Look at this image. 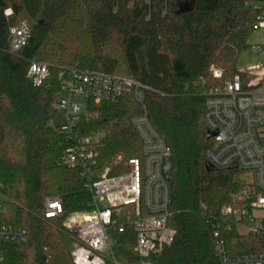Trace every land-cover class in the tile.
Listing matches in <instances>:
<instances>
[{"label": "trees", "instance_id": "trees-1", "mask_svg": "<svg viewBox=\"0 0 264 264\" xmlns=\"http://www.w3.org/2000/svg\"><path fill=\"white\" fill-rule=\"evenodd\" d=\"M0 0V224L26 230L23 241L0 240V264H74V237L57 218L44 217L46 197H59L66 212L90 207L86 177L62 164L71 144L61 130L64 114L53 107L63 69L99 71L148 87L145 106L154 129L171 148L169 225L174 241L151 259L158 264H220L208 215H219L242 188L237 172L208 173L211 144L204 122L205 97L195 85L210 67L237 71L263 0ZM12 8L9 17L4 11ZM26 21L27 44L9 50V28ZM121 47L124 65L109 47ZM33 60L49 66L35 86L27 76ZM143 107L131 92L117 101L89 100L74 129L100 134L96 171L114 158L142 157L143 142L130 122ZM96 176V175H95ZM230 255L257 252L253 234L225 232ZM114 252L123 264H138L135 233L113 232Z\"/></svg>", "mask_w": 264, "mask_h": 264}, {"label": "built area", "instance_id": "built-area-1", "mask_svg": "<svg viewBox=\"0 0 264 264\" xmlns=\"http://www.w3.org/2000/svg\"><path fill=\"white\" fill-rule=\"evenodd\" d=\"M260 9L256 29L264 30V0ZM12 13V8L4 11L7 17ZM30 33L26 21L10 26L9 50L19 52ZM210 75L212 84L203 76L195 81L205 97V125L208 132L215 133L205 152L206 162L218 170L236 171L242 185L219 215L207 216L213 229L214 253L220 264H264V61L237 69L225 80L223 69L213 65ZM27 76L40 86L49 77V66L33 60ZM59 80L53 107L65 115L61 130L71 142L61 162L86 177L91 202L89 208L66 212L59 197L49 196L43 204L44 217L59 219L74 237V264H123L114 252L111 234L125 233L129 228L135 233L138 264H158L151 257L173 243L176 231L168 222L172 193L163 173L171 148L147 115L144 92L148 87L129 78L78 68L63 69ZM126 92H131L143 107L141 114L130 118L142 139L143 155L118 156L95 173L101 135H78L74 127L89 100L115 102ZM79 97L84 98L83 104ZM233 166L236 169H231ZM3 199L0 189V209ZM231 230L259 236L263 240L259 250L230 255L223 234ZM26 235L22 227L0 224V240L23 241Z\"/></svg>", "mask_w": 264, "mask_h": 264}, {"label": "rangeland", "instance_id": "rangeland-1", "mask_svg": "<svg viewBox=\"0 0 264 264\" xmlns=\"http://www.w3.org/2000/svg\"><path fill=\"white\" fill-rule=\"evenodd\" d=\"M249 41L251 44L255 46L252 49L245 51L244 53L240 55L238 62H237V69H243L250 65H254L259 62L264 61V30L257 28L250 36ZM108 49L109 50L111 49L116 54V56L119 58V61H120V67H122L124 65V62H123V55H122L121 47L116 45L114 47H109ZM77 100L81 104L85 102L83 97H79ZM101 168H99L98 170H100Z\"/></svg>", "mask_w": 264, "mask_h": 264}, {"label": "water", "instance_id": "water-1", "mask_svg": "<svg viewBox=\"0 0 264 264\" xmlns=\"http://www.w3.org/2000/svg\"><path fill=\"white\" fill-rule=\"evenodd\" d=\"M193 2L194 0H187L184 5L180 6V9H189L193 6ZM215 133L213 132H208L207 133V139H210ZM205 169L208 173H215L218 172L219 170L217 168H215L212 164H210L209 162H205ZM231 169H236V166H233ZM170 170H171V162H170V157H167L165 159L164 165H163V173L164 176L166 178L167 181H171V175H170ZM103 208H106V206H104ZM73 250V247L70 248V251Z\"/></svg>", "mask_w": 264, "mask_h": 264}]
</instances>
